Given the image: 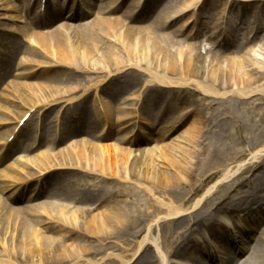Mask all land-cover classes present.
<instances>
[{
    "label": "bare ground",
    "instance_id": "obj_1",
    "mask_svg": "<svg viewBox=\"0 0 264 264\" xmlns=\"http://www.w3.org/2000/svg\"><path fill=\"white\" fill-rule=\"evenodd\" d=\"M52 1L55 2L53 11L45 7L44 17L30 20L26 0H0L2 10L21 13L27 18L19 29L0 28V127L11 124L5 116L11 117L14 125L0 130V166L13 154L21 152L25 155L24 161L18 160L0 170V264H101L102 258L94 259L103 254L102 250L96 251L95 247L80 243L77 241L79 236L100 243L104 251L109 250V245L123 246L125 255L110 258L116 264H133L137 253L142 254L152 246L159 255L160 264H179L189 257L193 261L195 252L188 250V239L183 241L182 236L178 237L180 243L177 242L174 250L168 253L152 237V231L160 222L173 223L183 216L195 219L191 229L194 233L216 229V234L208 237L204 247L198 245L202 254L210 248L218 249L209 264H226L223 257L229 260L232 255H244L249 240L241 246L236 242L219 246L215 239L217 234L228 236L229 231L237 232L236 229L247 222L246 217L254 220L255 226L250 228L254 231L247 235L252 237L264 225L255 217L253 209L238 208L230 196L212 203L213 188L190 208H184L203 184L221 172L216 169L198 179L199 186L194 183L197 177L201 178L197 174L201 168L219 158V151L208 150L201 139L207 134L226 138V123L223 122L230 117L216 120L214 114L207 117L197 110L176 115L174 106L163 102L161 111L155 114L156 127L165 124L167 126H162L161 130L171 129L187 118L188 128L158 150L139 148L133 152L124 147H139L148 140L140 136H122L113 144H103L110 134L95 136L93 131L97 130V121L82 111L77 116H69L68 112L80 111L95 97L92 104L105 113V120L109 121L116 114L118 126L124 128L125 119L131 115L121 117L124 109L114 103L118 104L124 90L134 87H138L135 109L132 108L136 119L142 118L138 112L148 96L164 94L167 90L174 94L186 92L182 101H189L199 93L202 100L233 96L245 103L254 94L264 97V83H261L264 81V55L260 54V51L264 52V0H218L223 4L220 11L219 5L215 4L217 0H108V3L107 0H79L70 7L68 21L59 25H56L57 21L66 14L61 9L64 3ZM89 13L94 16L92 21L80 24ZM113 14L119 16L112 17ZM187 14L190 15L188 20L194 17L192 27L195 31L184 36L185 29L177 27V22ZM232 14L240 16L235 19ZM15 19L6 18L11 23L16 22ZM22 20L19 18L18 22L22 24ZM240 24L243 27L239 29ZM5 35L15 39L11 42ZM16 36L22 37L33 49L21 47ZM202 37L211 44L204 47V56L201 43H194ZM259 39L257 51L253 47L244 51ZM237 53L241 56H234ZM18 55L23 56L19 61ZM36 66L39 68L33 73ZM90 74L100 76L91 84L92 80L84 78ZM35 79L42 81H31ZM115 83L117 89L112 88ZM102 96L108 101L101 104ZM214 106L216 103L211 100L206 108ZM33 118L39 122V127L36 126L39 131L28 130ZM60 118L63 120L58 125ZM147 126L149 136L153 135L154 127ZM161 130L158 137L163 140ZM262 135L264 133L258 137ZM21 138L24 145L18 144ZM69 142L72 143L63 146ZM40 146H44V150L35 155ZM255 154L253 161L238 163L239 169L235 172L225 169L220 176L221 185L237 183L236 189H239L240 185L250 181L253 186L258 183L256 192L262 189L264 148ZM155 155L160 159L159 163ZM244 157L245 154L237 152L233 159ZM93 177H100V185L112 182L118 187L117 192L102 198L103 187L86 182ZM182 188L190 191L177 200L175 193H182L179 191ZM28 192L29 197L26 196ZM140 192L155 203V218L148 221L149 236L146 235L136 247L129 243V238L122 240L132 236L130 231L135 219L139 228L144 224L143 213H132L127 207L144 204ZM41 198L45 201L31 206L21 204ZM118 198L130 203L110 202ZM239 198L250 205L264 203V193ZM53 199L56 202L52 203ZM58 202L90 207L71 210ZM18 204L20 206H14ZM205 212V216L218 217L219 222L204 221L202 215ZM144 231L145 227L135 235L141 236ZM191 242L195 241L191 239ZM259 251L264 254L263 243ZM142 260L145 258L137 264H142ZM249 264L257 262L254 260Z\"/></svg>",
    "mask_w": 264,
    "mask_h": 264
},
{
    "label": "rangeland",
    "instance_id": "obj_2",
    "mask_svg": "<svg viewBox=\"0 0 264 264\" xmlns=\"http://www.w3.org/2000/svg\"><path fill=\"white\" fill-rule=\"evenodd\" d=\"M11 1V0H10ZM27 1V0H26ZM33 4L37 5L39 3L38 0H32ZM108 3V0L106 1ZM215 4H218V10L220 11L223 8V4L221 1H216ZM19 5V4H18ZM4 8V7H3ZM256 11H254L255 13ZM121 13V12H120ZM257 14H259L258 12H256ZM255 13V14H256ZM191 14V13H188ZM185 15V18L179 22H177V27L182 26L185 29L184 32V36L191 34L192 32L195 31V29L193 30L192 27V21L194 19V17L190 18V20H188L187 18H189L190 15ZM202 15H204L205 17H207L208 15L202 12ZM118 17L119 14H113L112 17ZM188 16V17H187ZM16 17V22H10L7 21L6 18H15ZM233 18H236L235 14H232ZM22 18L23 20L20 21L22 22V24H20L18 22V19ZM33 16H30V19H32ZM92 18H94L93 14H88V17H86V20H83L82 23H88V21H90ZM27 19L24 17V14L21 13H14V12H6L4 10H2V6L0 7V28L2 29H6V30H13V29H19L20 27H23L24 25V20ZM63 19H59L58 24H65L66 22ZM264 21V18H263ZM18 22V23H17ZM243 25L240 24L239 29L242 28ZM264 35V32H263ZM5 39L7 40H11V42H13V40L15 39L14 36H7L5 35ZM17 38V42L20 43L21 47H27L29 46V48L33 49V46L30 45H26L25 42L22 41V37L20 36H16ZM184 41V40H183ZM260 39L255 42V43H251L250 47L246 48L244 51H248L251 47H253L256 51L259 49L260 43H259ZM201 43V51H202V55L204 56V47H208L211 44L210 43H206V37H202L200 39H197V41H194V43ZM214 42V41H213ZM238 44V43H237ZM260 54L263 56L264 52L260 51ZM234 56H241V53H237ZM255 56H257L258 58H260V60H263L262 57L258 56L255 54ZM23 56L18 55V61L22 58ZM17 61V62H18ZM46 62V61H44ZM49 62V60H48ZM39 68V66H36V69H33V73L36 72V70ZM100 75H96V74H90L87 75L86 78L87 80H92L91 84L94 82V80L99 77ZM32 82H37V81H42V79H35V80H31ZM261 83H264V81H262ZM89 84V85H91ZM118 84L115 83V85H113V89H117ZM138 87H134L128 90H124V92L121 94L122 96L119 98L120 100L117 103H114V106H119L122 110L123 113L120 114L121 117H125L126 114H130L131 117L125 119V121L127 123H125L124 128L119 127V123L117 121V115L114 114L113 116H111L112 118L109 119V121L105 120L106 117H104V114H101L100 112L98 113L97 108L98 107H94V105L92 104V101L95 100L96 98H92L91 102L87 103V105L84 106L83 109H81V111H83V113L86 114V116L89 117H94V119H96L98 121V128L97 130L93 131V134L95 136H106L107 134H110V136L108 137V139H106L104 143L106 144H113L115 143V140H117L118 138L124 136L127 138H136V136H140L142 138H144L147 142L145 144H141L138 146H126L124 148H128L131 149L133 152L136 151L137 149L141 148V149H152L154 150H158L159 147H162L164 143H168L169 144V140H171V138L179 136L181 132L185 131L188 126L189 123L187 121V118L185 120H183L182 122H179L177 124H175V126L171 127V129H169V127L167 128V130L165 128H163V130H161V127L164 126L166 127L167 125L163 124V125H158V127H156V121L154 120V118L157 116L155 114H157L158 111H161L160 108H162V103H169L171 106H174V108L177 110L175 111L176 115L179 114H187L189 111H194L197 110V112H201L203 113L205 116H209L212 114H214V116L216 117V120L222 118V117H230L227 118L225 122H223V124L226 123V127H224L226 129L225 133H227V137H220L214 134H207L205 135L200 142H202L203 146H206V148L208 150H213L215 149L218 153V159H216L217 161H214L213 164L209 163L206 166H204L203 168H201V171L199 173H197L201 178H196V180H194L195 185L199 186L200 183L198 181L201 180L203 178V176L208 175L211 172H214L216 169H218L221 172H217V174L214 176L213 179H211L209 182L203 184V186L201 187V190L193 196L192 200L188 203L185 204L184 208L188 209L190 208L193 203L198 200V199H203L205 197V194L207 192V190L213 188V192H215L210 198L212 199V203H217L220 201H223L225 199H223L226 196H230L231 198H234L235 204H237V207H241V208H250L253 209L252 212L259 217L260 215V210H262L264 208V203H257L256 205H250L249 202L248 203H244V200H240L239 197L247 195V194H260V193H264V187L262 189H258V191H255V187L258 185V183H255L256 186H253V183H251L250 181H247V184H243L239 186V189H236V184H232L229 186H222V182L220 181L221 179V174L224 172V170L226 169H230L233 170V172H235V170L239 169V165L243 164V163H247L250 161H253L252 158L256 155L255 153L258 150H262L264 148V135H262L261 137H258L259 134H263L264 133V97H261L260 94H254L253 96L247 98L246 100H248V103H245L244 100H239L238 98L235 97H224V99H220L219 97H208V98H203L202 100V95L199 93V95L195 96V97H190L189 101H182L184 99L185 96H187L186 92H176L171 93L170 90H167L166 92L163 93H156V95H151L148 96L146 103H144L145 105L143 106V108H141V110L138 112L139 115H141V119H136L135 114L132 112L134 108L135 109V99L137 98V94H136V90ZM7 94V93H6ZM135 94V95H134ZM102 101L101 104L104 103L105 101H108L107 99H104L102 96ZM124 99H127L124 101ZM211 100L215 101L216 106L211 107V108H206V105L211 102ZM124 101V102H122ZM153 101H155V104L153 103ZM76 111L70 110V112H68L69 115H71L72 113H75ZM74 115V114H72ZM129 115V116H130ZM148 115L152 116V118H149ZM8 118L11 124H7L4 128L0 127V130H6V129H10L12 128L13 125V121L11 120V117L5 116V118ZM54 120V119H53ZM255 121H259V123H255ZM137 122H139L137 124ZM105 123V124H104ZM54 124V123H53ZM104 124V125H103ZM38 125L39 127V122L37 120H35V118H33L32 123L30 124L28 130L30 129V131H34L36 129L39 130V128H36V126ZM147 125H151L154 127V134L149 136V130H148V126ZM101 128L104 130L101 131ZM121 128V129H119ZM27 130V131H28ZM161 130V133H163V140H160L158 137V133ZM170 136V137H169ZM83 137V136H82ZM80 137V138H82ZM18 144L19 145H24V139H19L18 140ZM72 142L67 143L66 145L63 146H67L68 144H70ZM62 146V147H63ZM44 150V146H40V148L37 150V152L35 153V155H40V153H42V151ZM237 152H241L243 154H245L244 158L241 159H237L234 160L233 158L235 157V153ZM25 155L21 152H18L17 154H13L11 157H9L6 161H4V163H2V165L0 166V170L6 165H10V164H14L16 161H24ZM158 156L155 155L156 161L159 163L160 159L157 158ZM225 166V167H224ZM224 167V168H223ZM223 168V169H221ZM195 178V177H194ZM87 184L89 185H96L98 187L102 186L103 187V191L101 192V197L103 198L104 196H106L108 193H115L118 190V187H116L112 182H108L106 181L105 183L100 185V177H93L88 179V181H86ZM32 190H34V187H31ZM31 189L29 190L31 192ZM236 190V191H235ZM182 193H175V198H177V200H181L182 197L184 195H188L190 189L189 188H182L181 190ZM248 192V193H247ZM247 193V194H246ZM28 195L29 192L26 194L27 197H29ZM26 198V197H25ZM140 199L143 200L144 204H139V205H129L127 206L128 209L135 211L137 213V211L143 213L144 216V224L140 226L139 228V223L136 221L132 222V227H131V235L130 237H124V239L122 240V242L126 241V238H129V243L131 242L133 246L138 247V244L144 239V237L147 235V227H148V221H151V219L153 220L155 218L154 216V205L155 203H153L151 200L148 199V197H146L144 195L143 192H140ZM24 200V199H23ZM26 200H28L26 198ZM45 201L44 198L38 199L37 201L35 200V202H23L21 203L22 205H28L31 206V204L37 203V202H42ZM56 202L55 199H53L51 201ZM110 202H114V203H120V204H129L130 202H128V200L123 199V198H118V199H114L111 200ZM61 205H67L69 209L74 210L76 209V207H80V208H84L85 207H90V205H70L67 202H58ZM214 203V204H215ZM14 206H20V204L18 205H14ZM75 207V208H74ZM250 213V212H249ZM207 214V212H205L202 217L204 218V221L206 220L207 222H213L216 221V217H211V216H205ZM246 216V212L243 213ZM135 215V214H134ZM140 215V214H139ZM248 215V214H247ZM254 215V216H255ZM136 216V215H135ZM253 216V217H254ZM198 217V216H196ZM248 219H250V223L248 221ZM195 219H190L187 216H183L182 218L177 219L176 221H173V223H164V222H160L157 225V228H155L152 231V237L153 239H156L157 244H160V247L162 250L166 251L169 253L170 251L174 250V248L177 246V242L180 241L178 239V237L182 236V239L184 241V239H188L187 241H189L190 243V247L188 245V250L191 252H196L197 253V249L199 248V240L202 238V236L204 234H202L201 231H196L195 233L193 231H191V229H193V222ZM244 220H246L247 222H245L243 225H241L242 231L245 232L244 236H238V240H235L238 242L239 246H241L243 243L247 242V240H249V242L246 244V248H245V254L241 255L239 257H236L234 255H232V259L226 260L225 257H223V263L226 264H249L250 261H254L256 260L257 264H264V254L259 251L260 247H261V243L264 244V225L260 226L256 232L253 234L252 237H248L250 233H252V231H254L253 229H250L252 226V222L254 221L252 218H244ZM261 222H264V216L261 217ZM145 227V231L141 233V236L135 235V233H137L138 231L141 230V228ZM195 230V229H194ZM43 231V230H42ZM194 233V234H193ZM192 234V235H191ZM81 235V234H80ZM248 235V236H247ZM134 236H136L137 238L134 239ZM149 235H147L148 237ZM190 236V237H188ZM191 239H193L195 242H191ZM208 239V238H207ZM77 241H79L80 243H84V245H90L91 247H95L96 251H98L99 249L102 250L101 255H99L98 257H96L94 260L99 261V259H103L101 261H99L101 264H116L115 260H110L113 259V256H117L120 254L125 255V251L123 250V246H114V245H109V250H103L101 247L100 243L95 242L92 239H89L88 237H83V236H79V238H77ZM133 241V242H132ZM180 243V242H178ZM147 245L151 243L147 242ZM145 244V245H146ZM104 245H107V242L104 243ZM179 245V244H178ZM103 246V245H102ZM196 248V251H195ZM184 249V248H182ZM194 249V250H193ZM193 252V253H194ZM143 253H145L144 255H142ZM111 254V255H110ZM139 252L137 253V257L134 258L135 260L133 261V264H137L138 260H140L141 258H145V260H142L141 263L145 264L147 261L148 264H160V258L159 255L157 254L154 246L151 247H147L145 250H143V252ZM240 254V253H239ZM192 255V254H191ZM195 255V254H194ZM143 256V257H142ZM192 257V256H191ZM166 260V259H165ZM164 260V261H165ZM171 261V259H169ZM113 261V262H111ZM168 261V260H167ZM179 264H190V257L186 258L185 260L179 261ZM219 264V263H218ZM222 264V263H221Z\"/></svg>",
    "mask_w": 264,
    "mask_h": 264
}]
</instances>
